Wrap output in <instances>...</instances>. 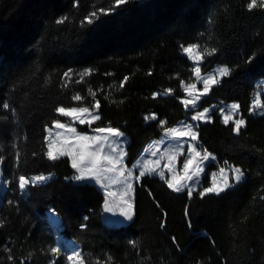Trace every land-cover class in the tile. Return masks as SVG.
Masks as SVG:
<instances>
[{
  "label": "trees",
  "instance_id": "trees-1",
  "mask_svg": "<svg viewBox=\"0 0 264 264\" xmlns=\"http://www.w3.org/2000/svg\"><path fill=\"white\" fill-rule=\"evenodd\" d=\"M248 2L130 0L88 25L84 18L113 0H0V105H10L0 107V173L6 184L0 197V264H68L63 249L58 256L48 251L56 248V231L47 220L51 209L58 213L62 236L80 246L86 264H105L108 257L111 264H264V114L250 112L256 82L264 79V10L249 11ZM65 16V23H56ZM191 44L201 52L216 49L203 58L202 74L216 66L231 69L194 112L217 102L237 103L239 118L246 120L239 135L218 112L211 123L198 125L199 144L216 157L201 183L209 186L210 172L228 165L240 167L245 178L203 199L200 190L189 199L159 177L142 178L134 188L133 220L109 226L102 220V191L74 183L67 157L56 163L45 158V126L67 122L57 107L92 109V89L102 119L91 127L124 132L125 162L131 166L149 142L193 113L181 102V81H194L181 45ZM86 69L90 74L77 83ZM65 72L72 74L67 87ZM77 93L82 101L72 99ZM260 100L264 105V95ZM153 113L156 119L145 121ZM41 173L54 178L21 193L18 175Z\"/></svg>",
  "mask_w": 264,
  "mask_h": 264
},
{
  "label": "snow or ice",
  "instance_id": "snow-or-ice-1",
  "mask_svg": "<svg viewBox=\"0 0 264 264\" xmlns=\"http://www.w3.org/2000/svg\"><path fill=\"white\" fill-rule=\"evenodd\" d=\"M130 0H113V3L108 8H99L97 11L90 12L82 23L91 25L100 18V15H109L116 8L128 4ZM260 8L264 10V0H249L247 9L249 11ZM68 20L65 16L56 21L57 24H63ZM199 45L191 44L188 46L181 45L182 51L189 57V59L195 62H200L205 56H211L215 53L216 49H205L203 52L199 51ZM91 70L86 69L83 73H80V80L76 81L80 83L84 77L89 75ZM193 72L198 81L203 84L202 91L197 92L196 83L185 84L181 81V87L187 96L191 99H183L181 102L185 108L191 106L192 109L197 108V101L201 97L207 96L212 90L213 86L219 85L220 77H226L231 74V69L227 66L220 67L212 74L207 76H201V68L199 63L194 67ZM64 77L66 83L64 87L68 86V83L72 80V74L65 72ZM151 75V73H149ZM128 77H124V80L120 83V87L123 88L127 82ZM89 93L92 95L95 101L92 105V109L89 107H64L60 106L55 109V112L59 116L68 117L71 123H62L60 120H53L52 126H45V132L47 135L44 137V143L46 145V151L44 152L45 158L52 163L60 161L62 158L67 157L70 161L71 168L75 171L76 175L74 179L76 181H94L99 185L105 195L104 199V211L113 215H119L127 221H131L134 218V202L132 193L134 192V181L140 182L142 178L151 177L153 175L159 176V179L163 181L166 186L174 193L187 192L189 199L193 197L194 185L199 183L201 174L205 172L207 164L205 162H211L216 157L208 152L206 149L199 147V126H193L192 124H185L182 128H167L165 130L164 139H171L180 141L184 137L190 138L188 143L187 153L188 155L183 161L182 167L177 170V157L183 155L184 144L177 143L175 147H169L163 153H160V149L156 147L155 151H151V155L159 157L155 160L141 159L136 161L131 167H128L125 163L127 152L125 151L120 140L124 137V133L119 129L111 126H98L93 129L96 135H87L77 132L74 123L88 124L89 127L97 121L102 119L99 114L101 107L100 101L96 100V93L89 89ZM166 94H171L172 89H166ZM159 93H153V98H156ZM107 98V97H105ZM72 99L74 101H82V97L79 93L75 94ZM123 101H121L122 103ZM115 103V101H113ZM3 109H8L10 105L3 103L0 105ZM241 106L237 103H232L226 107L220 108V115L222 117L221 122L227 126L231 122L233 125L232 131L239 135L241 130L246 127V120L244 118H234L240 113ZM264 105L260 103L259 95L254 100L250 111L256 109H262ZM209 109L205 108L203 111H197L191 116L192 121H203L205 123H211L212 117L209 115ZM145 121L149 119L155 120L156 115L153 113L150 116H145ZM166 122L160 121L163 126ZM183 123V122H181ZM53 129H61L63 132L53 133ZM157 142V143H162ZM195 142V143H192ZM146 152L150 149H145ZM167 160V163L161 167V160ZM3 162V157L0 156V164ZM19 162V153H17V163ZM225 165L228 162L225 161ZM165 169L169 176L166 178ZM134 170H138V174L134 173ZM231 173V177L229 176ZM220 177L218 180L217 177ZM51 178V174L45 175L43 173L27 176L20 174L17 177L16 184L21 193H27L30 187H36L40 184L46 183ZM245 178V172L236 166L228 165V167L219 168L218 173L213 172L211 174V184L209 187L203 188L197 195L201 199L208 195L220 196L227 190L235 187L236 184L241 183ZM7 183H11L8 181ZM264 198V197H262ZM12 203V201H8ZM53 215H58L55 209L50 210ZM166 215V214H165ZM85 220L88 217L84 218ZM86 227V225H82ZM161 227H164L163 221ZM7 252H11L10 248L4 249ZM52 256H58L61 252L60 248H51L48 250ZM111 257L105 264H111ZM8 260L12 261L13 257L8 256ZM68 264H86L85 257L79 251H74L72 254L66 256ZM50 264H56V261H51ZM87 264H91L88 261ZM97 264H101L97 261Z\"/></svg>",
  "mask_w": 264,
  "mask_h": 264
},
{
  "label": "rangeland",
  "instance_id": "rangeland-1",
  "mask_svg": "<svg viewBox=\"0 0 264 264\" xmlns=\"http://www.w3.org/2000/svg\"><path fill=\"white\" fill-rule=\"evenodd\" d=\"M198 50L201 51L200 48H199ZM181 53H182V55H184V56H185V57L191 62V64L193 65V69H194L195 66H197V63H199V66L201 65L202 61H200V62H195L194 60L189 59V57H188L183 51H181ZM220 67H222V66H216L212 71H210V72L207 73V74H202V73H201V76H207V75H209V74H212L213 72H215L216 69H218V68H220ZM193 76H194V81H193L192 83H196V85H197V92H196L195 94H198L199 91H202V89H203V84H202L201 82L198 81V79H197V77L195 76L194 72H193ZM221 78H222V77H220L219 79H221ZM184 93H185V92H184ZM258 95H259V99H261V96L264 95V79H259V80L256 82V88H255L254 95H253V99H252V102H251V107H252V105H253L254 100L257 98ZM207 96H208V95H207ZM207 96H203V97H201L200 100H201L202 98H204V97H207ZM183 99H191V97L187 96V94L185 93V98H183ZM183 99H182V100H183ZM200 100L197 101V107H198V105H199ZM260 103H261V100H260ZM231 104H232V103H223V102L221 103V102H217V103L210 104V105L204 107L203 109H205V108L209 109V110H210V111H209V115L212 117V115H213L214 113H216V112H218V114H220V111H219L220 108H222V107H226V106L231 105ZM262 105H263V104H262ZM186 109H187L188 111H193V113L190 114V118H189V119L185 118V119L180 120V121L177 122L176 125H175L174 127H172V128H182L183 125H185V124H192L193 126H196V125H199L200 123H204L203 121H192V119H191V116L194 115V114L197 112V111L194 112V110H196L197 108L192 109L191 106H189V107L186 108ZM203 109H202V110H199V111H203ZM90 110H91V109H90ZM250 112H251V114L254 115V116H259V115L264 114V108H262V109H256L255 111H250ZM66 118L68 119L67 122H62V123H71L70 118H68V117H66ZM221 118H222V117H221ZM234 118H239V114H238L236 117H234ZM181 122H183V123H181ZM73 125H74V127H76L77 132H79V133L87 134V135H96V133L93 131V129L87 131L88 128H92V127H89L88 124H83V125H81V124H79L78 122H76V123H74ZM123 133H124V132H123ZM164 134H165V132H164L159 138L154 139V140H152L151 142H149V144H148L145 148H143V150L141 151L139 157H137V159H135V161L133 162V164H134L136 161L141 160L142 158H143V159H147V160H155V159H157V158L159 157V154H160V153H163V152L166 151L167 148H169V147H175L176 144L179 142V143H183V144H184V149H183V153H184V154H183V155H180V156L177 157V164H176V167H177V170H179V169L182 167V164H183L184 159H185L186 156L188 155V153H187V147H188V143L190 142V138H188V137H184V138H182L180 141H176V140H171V139H164ZM162 140H163L162 143H157V142H161ZM120 143L123 145V147H124V149H125V151H126V146H127V144H128V137H127V135H126L125 133H124V137L120 140ZM192 143H195V142H192ZM156 147H158V148L160 149V153H158V155H157L156 157H153V156L151 155V151H155V150H156ZM199 147L202 149V147H201L200 144H199ZM145 149H150V151L146 152ZM125 161H126V158H125ZM211 162H212V161H211ZM125 163H126V162H125ZM165 163H167V160H166V159H165V160H161V167H163V165H164ZM209 163H210V162H205V164H207V165H208ZM133 164H132V165H133ZM126 165H127V164H126ZM132 165H131V166H132ZM127 166H128V165H127ZM131 166H128V167H131ZM205 170H206V168H205ZM218 171H219V169H216L215 171H211V172H210V184H211V174H212L213 172L218 173ZM134 173H135V174H138V170H134ZM165 173H166V178H168L169 174H168V172H167L166 169H165ZM204 173H205V172H204ZM204 173L201 174V177H200L199 183L193 186L194 189H195L194 192H196V191H198V190L202 191L203 188H205V187H203V185H202V183H201V179H202V176L204 175ZM74 174H75V172H74ZM153 176H154V177H159V176H156V175H153ZM229 176L231 177V173H230V172H229ZM53 177H54V175H52L51 178H50L46 183H48L50 180H52ZM217 178H218V180L220 179L219 176H218ZM81 182H94V181H90V180H89V181H81ZM46 183H44V184H46ZM94 183H95V182H94ZM133 183H134V188H135V184H136L137 182L134 181ZM92 184H93V183H92ZM5 185H6V184H5V181L2 179V176H1V173H0V197H1V195L4 193V190H5V188H6ZM40 185H41V184H40ZM209 186H210V185H209ZM209 186H207V187H209ZM103 194H104V191H103ZM131 195H132V197L134 198V192H133ZM104 197H105V195H104ZM103 206H104V205H103ZM50 215H51V211H48V212H47V220H49V221H50V219H51ZM102 220H103V222H104L105 224H107V225H109V226H118V225H122V224L124 223V222H123V220H124L123 217H120L118 214H117V215H113V214H111V213H106L105 211H103Z\"/></svg>",
  "mask_w": 264,
  "mask_h": 264
},
{
  "label": "crops",
  "instance_id": "crops-1",
  "mask_svg": "<svg viewBox=\"0 0 264 264\" xmlns=\"http://www.w3.org/2000/svg\"><path fill=\"white\" fill-rule=\"evenodd\" d=\"M73 126H74V125H73ZM89 130H92V128H88V129H87V131H89ZM57 131H59V132H63V130H61V129H53V133H55V132H57ZM46 135H47V133H46ZM148 144H149V143H148ZM148 144H147V145H148ZM147 145H146V146H147ZM146 146H145V147H146ZM145 147H144V148H145ZM74 172H75V171H74ZM75 175H76V173H75V174L73 175V177H72V181H73L74 183H84V182H81V181H76V180L74 179V176H75ZM88 183H93L94 185H96V186H97V187L103 192V189H102L99 185H97L96 183H94V182H88ZM123 222H124V223H123L122 225H126V224H127L128 222H130V221H127V220L124 219Z\"/></svg>",
  "mask_w": 264,
  "mask_h": 264
},
{
  "label": "bare ground",
  "instance_id": "bare-ground-1",
  "mask_svg": "<svg viewBox=\"0 0 264 264\" xmlns=\"http://www.w3.org/2000/svg\"><path fill=\"white\" fill-rule=\"evenodd\" d=\"M212 162H214V161H212ZM50 217H51L50 220L52 221V223H54V225L58 226V228H59L60 227L59 218L56 215H53L52 213H51ZM59 243L61 245H64V243L61 240H59ZM63 250H64L63 252L65 253V249H63Z\"/></svg>",
  "mask_w": 264,
  "mask_h": 264
}]
</instances>
